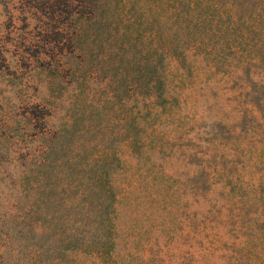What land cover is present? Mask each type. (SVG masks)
<instances>
[{
	"label": "rangeland",
	"instance_id": "obj_1",
	"mask_svg": "<svg viewBox=\"0 0 264 264\" xmlns=\"http://www.w3.org/2000/svg\"><path fill=\"white\" fill-rule=\"evenodd\" d=\"M101 1L94 35L56 69L17 56L21 21L0 11V205L30 202L21 174L49 141L41 116L58 124L81 112L117 157L114 245L64 261L264 264V0ZM162 46L187 52L167 56L168 93L132 94L131 73L150 59L157 74ZM27 255L26 242L0 237V264H30Z\"/></svg>",
	"mask_w": 264,
	"mask_h": 264
},
{
	"label": "trees",
	"instance_id": "obj_2",
	"mask_svg": "<svg viewBox=\"0 0 264 264\" xmlns=\"http://www.w3.org/2000/svg\"><path fill=\"white\" fill-rule=\"evenodd\" d=\"M194 1L215 7V0ZM102 6L101 0H0V11L8 14L13 26L15 17L21 21L23 33L14 44L24 49L17 56L29 57L45 69L60 68L81 53L83 41L94 35ZM160 51L157 74L150 59L142 60L144 64L131 73L132 94L159 97L168 93L167 56L183 59L187 52L178 46H162ZM145 65L150 71L142 77L140 69ZM67 115L58 124L49 122L52 112L41 116L45 122L43 134L49 136V141L37 164L27 166L21 174L22 178L31 177L32 185L29 192L25 191L30 202L0 205V237H18L20 242H26L30 264H69L64 258L78 252L101 257L110 253L114 245L117 191L112 165L117 157L99 148L103 141L95 135L92 121L80 124L81 112ZM134 116L128 135L131 143L137 141L141 131ZM58 149L62 154H57ZM58 166H62L60 201L55 200ZM41 182L44 186H40ZM35 237L43 241L27 243V239ZM45 253L53 257L45 260Z\"/></svg>",
	"mask_w": 264,
	"mask_h": 264
}]
</instances>
